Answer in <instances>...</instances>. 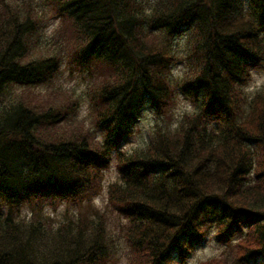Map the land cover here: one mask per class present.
Segmentation results:
<instances>
[{"label": "trees", "instance_id": "1", "mask_svg": "<svg viewBox=\"0 0 264 264\" xmlns=\"http://www.w3.org/2000/svg\"><path fill=\"white\" fill-rule=\"evenodd\" d=\"M47 2L66 48L55 55L36 46L43 11L0 0V264H178L173 250L205 236L209 220L224 241L247 230L233 258L199 264L263 255L264 85L249 98L241 87L264 67V0ZM183 28L191 53L175 81L171 37ZM66 58L87 80L102 136L78 116L74 93L51 84ZM178 90L197 109L123 150L142 106L169 113ZM112 160L121 177L106 208L81 206ZM48 204H66V219L44 215Z\"/></svg>", "mask_w": 264, "mask_h": 264}, {"label": "rangeland", "instance_id": "2", "mask_svg": "<svg viewBox=\"0 0 264 264\" xmlns=\"http://www.w3.org/2000/svg\"><path fill=\"white\" fill-rule=\"evenodd\" d=\"M18 4H25L26 2H31L32 5L43 11L45 20L43 22L44 29L40 35V42L37 48H42L46 53L59 54L64 51L65 44L62 39H59L55 36L56 28L58 27L59 19L58 16L52 12V4H49L47 0H10ZM191 31L189 28H183V31L178 35L171 37L172 42V51L175 53L179 60L176 61V64L172 66L171 74L173 80L178 81L184 76V71L187 69V56L191 53L190 48V34ZM66 62H63L61 72L55 77V80L51 83L52 86H60L63 89H67L74 93L77 100V106L75 110H79L78 116L82 120H86L88 124L91 125L93 131L102 136L100 127L95 125L93 122V117L91 115V110L88 112L89 108V99H88V88L87 80L83 78L78 71L71 69L67 58ZM252 75L249 82L242 85V91L248 96L255 94V91H258L264 85V67L258 66L251 69ZM41 89L49 88L47 85H40L38 87ZM16 89V88H14ZM21 89H19V92ZM18 92V93H19ZM175 100L169 105L171 110L169 113L159 111L152 103L144 104L140 112L139 120L131 127V132L120 139L121 148L127 152L132 149L140 148L147 145L150 142V137L154 134L156 130H174L177 128L182 115L186 112H192L194 109H197V105L193 101V98L184 94L183 92L177 91ZM79 103V104H78ZM212 128H218V122L212 121ZM116 152L113 151L112 158L116 159ZM105 175L100 181V191L99 193L93 194L92 199H88L81 204V206L89 205L92 203L97 209H105L106 203V193L108 191L109 185L112 182L120 180V173H118L115 160H112L108 167L105 169ZM89 197V196H88ZM66 204H59L56 207L52 205H46L45 209L42 210L44 215H48L55 219V222L58 220L66 219L64 216V211L67 207ZM71 207L72 212H78L79 208L75 206ZM29 207H24L22 211V216L28 218ZM206 235L202 238H199L198 241L191 239H184L186 243V250L180 251L176 249L172 255L176 258L178 264H199L202 261L209 260L212 257H220L222 255L235 256V248L237 242L246 234L247 228L243 225L236 228L232 231L231 235L228 236L227 240L220 239L215 233L216 227L215 223L207 222ZM122 241V240H121ZM183 255H186L187 258ZM121 260L118 264H129L126 263V258H120ZM233 264H264V254H252L245 258L244 260H235Z\"/></svg>", "mask_w": 264, "mask_h": 264}]
</instances>
